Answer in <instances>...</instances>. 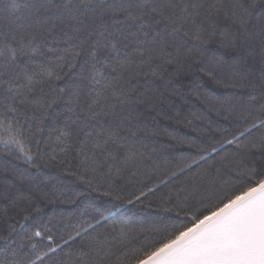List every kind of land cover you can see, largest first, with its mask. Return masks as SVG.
<instances>
[{"label": "snow or ice", "instance_id": "obj_1", "mask_svg": "<svg viewBox=\"0 0 264 264\" xmlns=\"http://www.w3.org/2000/svg\"><path fill=\"white\" fill-rule=\"evenodd\" d=\"M3 7L0 128L7 124L11 139L0 143L15 144L20 152L17 159L40 167L36 159L44 160L40 141L36 140V153L29 149L25 154L23 143L16 139L21 135L18 114L23 107L25 120L38 117L36 132H42L46 123L51 125L52 143L62 145L60 152L65 156L76 137L78 169H84L79 178L103 196L124 199L111 184L101 191V183H94L95 174L107 165L97 155L115 158L111 145L124 150L126 165L137 166L145 153L125 142L136 137L143 117L169 96H183L184 81L195 71L214 85L242 90L248 102L242 106L259 104L257 111L264 113V0H7ZM210 44L217 49L208 55ZM77 68L79 80L57 89L55 81ZM234 97L235 93L225 97L221 110L227 111L224 105ZM61 101L64 106L57 111ZM258 129H264V119L226 141L235 144L237 151L232 160L223 158L221 163L230 173L235 169V184L222 181L217 191L216 179H210L205 198L196 205L189 204L187 196L179 203L171 197L162 200L163 211L177 216L183 212L185 221L142 256L133 253L120 264H264V132L258 139L248 138ZM49 148L52 154L44 160L45 166L57 160L56 147ZM218 151L212 148L213 153ZM108 167L111 180L112 166ZM88 173L93 176L89 178ZM216 173L219 177L221 168ZM20 179H25L23 174ZM42 183H32L27 194L16 196L4 189L7 203L0 208V264H44L61 247L49 246L47 252L37 254V244L31 241L44 239L47 228H37L28 236L26 255H20L23 244L16 246L17 234L26 228L24 222L41 209L34 207L19 227L10 218V210L21 199L38 205L64 195L55 187L46 190ZM151 192L133 193L127 204L139 203ZM82 231L87 234L88 229ZM46 238L51 245L53 237ZM84 247L87 250H82L75 264H105L107 252L94 242Z\"/></svg>", "mask_w": 264, "mask_h": 264}, {"label": "trees", "instance_id": "obj_2", "mask_svg": "<svg viewBox=\"0 0 264 264\" xmlns=\"http://www.w3.org/2000/svg\"><path fill=\"white\" fill-rule=\"evenodd\" d=\"M6 2L7 0H0V16L6 15L3 7ZM206 2L210 3L211 0ZM207 49V54L211 55L217 46L210 44ZM79 71L77 68L63 79L56 80L57 89L70 87L77 82ZM189 80L193 83L189 84ZM197 84L200 85L198 89L195 88ZM231 93H235V97L224 105L227 111L221 110V102ZM241 94L242 90L214 85L202 72L195 71L184 81L183 96H169L168 101L159 105L156 111L143 117L142 130L136 137L125 142L126 145L134 143L136 151L145 153L142 159H138L137 166L126 165L124 150H116L111 145L109 147L113 149L115 158L98 154L97 158L107 160V165L95 174L94 183H101V191L111 184L112 190L124 197L123 200L103 196L100 191H92L87 183L81 181L79 174L84 169H78L76 148L79 144L75 136L65 156L60 152L62 145L57 147L52 143L55 134L51 125L46 123L42 132H36L38 117L37 120L30 117L25 120L24 108L21 107L18 114L21 135L16 139L23 143L25 154L29 149L36 153L38 139L44 160L52 154L50 145L56 147L57 160L45 166L44 160L37 156L40 167L36 168L24 163L23 158H16L20 152L15 144L0 143V208L7 203L3 199L5 188L10 196H16L18 193L27 194L32 183L43 182L42 186L46 190L51 191L55 187L64 195L55 202L40 201L38 205L21 199L18 207L10 210V218L19 227V222L23 221L25 215L33 212L34 207L41 209L39 214L33 213L32 218L24 222L25 230L16 236V246L24 245L20 255H26L29 251L28 236L37 228H47L49 231L45 232L44 239L33 238L31 241L37 244V254L39 251L47 252L49 246L61 247L55 254H50L44 264H75L82 250H87L84 246L89 242H94L109 254L105 264H120L122 258L133 253L142 256L145 250L162 241L186 219L183 212L177 216L175 212L163 211L160 207L162 200L171 197L174 203H179L187 196L188 203L196 205V201L205 198L210 179H216L217 191L222 181H228L229 185L237 182L235 169L230 173L221 163L223 158L232 160L237 151L235 144L229 145L226 141L237 136L250 123L264 119V113L257 111L259 104L256 107L242 106L248 102L246 96L242 97ZM198 95L200 99H197ZM3 103L4 99L0 96V106ZM63 106L61 101L56 110L59 111ZM261 132L264 129L254 130L248 138L258 139ZM9 139L11 134L5 124L0 128V141ZM88 146L91 147L90 144ZM214 147L219 149L218 153L212 152ZM206 153L210 154L208 158L201 160L200 157ZM61 160H64L63 164L60 163ZM109 165L112 166L111 180L107 178ZM217 167L221 168L219 177ZM117 168L123 170L117 172ZM73 172H77V175H73ZM21 174L25 179H20ZM88 176L91 178L93 174L88 173ZM197 188L200 189L199 192L189 195ZM148 189H152V192L141 202L127 204L131 194L139 195L142 191L147 193ZM96 221L100 223L97 225ZM89 225L93 227L89 228ZM82 229H88L87 234ZM2 230L0 226V231ZM77 232L81 233L79 237H76ZM49 235L53 237L51 245L46 238ZM0 259H3L2 254Z\"/></svg>", "mask_w": 264, "mask_h": 264}]
</instances>
